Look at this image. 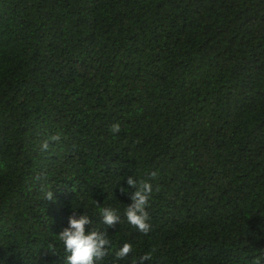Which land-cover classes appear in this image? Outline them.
Here are the masks:
<instances>
[{
	"label": "trees",
	"instance_id": "obj_1",
	"mask_svg": "<svg viewBox=\"0 0 264 264\" xmlns=\"http://www.w3.org/2000/svg\"><path fill=\"white\" fill-rule=\"evenodd\" d=\"M109 207L102 264H264V0H0V262Z\"/></svg>",
	"mask_w": 264,
	"mask_h": 264
},
{
	"label": "clouds",
	"instance_id": "obj_2",
	"mask_svg": "<svg viewBox=\"0 0 264 264\" xmlns=\"http://www.w3.org/2000/svg\"><path fill=\"white\" fill-rule=\"evenodd\" d=\"M112 133L120 131L119 124H114L111 129ZM46 148L47 145H43ZM153 176L155 173L152 174ZM127 184L130 188L135 189L131 195V204L124 211L127 222L139 232L147 234L151 225L148 222L146 208L149 203V197L152 192L150 182H138L135 178L129 177ZM49 198L52 194H48ZM100 225L89 227L92 221L87 215L70 217L68 227L65 228L58 236L62 243L65 253V264H102L105 256L110 250V241L108 239L107 228L117 224L120 216L117 210L112 208H99ZM104 226V227H101ZM133 251L131 243H122L121 246L114 250L116 260L126 258ZM151 258V254H145L140 257L139 264H144ZM3 264V262H0Z\"/></svg>",
	"mask_w": 264,
	"mask_h": 264
}]
</instances>
